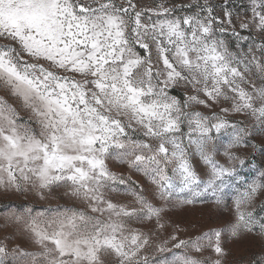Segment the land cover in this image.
Instances as JSON below:
<instances>
[{"label": "snow or ice", "instance_id": "snow-or-ice-1", "mask_svg": "<svg viewBox=\"0 0 264 264\" xmlns=\"http://www.w3.org/2000/svg\"><path fill=\"white\" fill-rule=\"evenodd\" d=\"M249 3L241 14L232 0H0V189L40 200L62 192L81 205L4 213L3 227L36 250L0 241V264H156L150 248L195 253L163 264H243L231 246H264V216L254 212L264 184L214 159L216 135L231 129L229 148H238L253 132L197 110L230 102L221 113L250 117L264 134V0ZM177 87L183 99L170 94ZM109 161L141 173L150 190ZM118 185L131 203L112 198ZM208 196L231 212L228 222L161 239L169 206Z\"/></svg>", "mask_w": 264, "mask_h": 264}, {"label": "rangeland", "instance_id": "rangeland-1", "mask_svg": "<svg viewBox=\"0 0 264 264\" xmlns=\"http://www.w3.org/2000/svg\"><path fill=\"white\" fill-rule=\"evenodd\" d=\"M158 0H143V3L151 5ZM189 0H170V3H188ZM219 5L222 0H214ZM234 11H239L241 14L246 12L250 8L249 0H232ZM248 15H251L248 12ZM244 35H249L245 32ZM255 37V33L251 34ZM257 43L260 41L257 39ZM251 43V39L247 42ZM247 43L244 45V50H247ZM232 50H235V43L230 45ZM171 95H175L178 98H184V89L177 87L171 90ZM230 107V102H220L214 104L211 107L199 106L197 110L202 112L206 116H212L218 114L224 116L225 119L233 123H239L241 127H247L252 130L253 135L246 137V144H241L238 148H229V144L232 141L231 129L222 131L215 136V152L214 159L217 163L230 167L235 164L238 176L248 183L256 181L257 183L264 184V134H260L255 129H252L254 121L247 116L235 114L229 112L227 115L221 113V108ZM26 117V114H25ZM226 151L235 153L241 159L245 161L243 165H240L238 161L230 162L226 155ZM191 163L196 170L201 181L204 182L208 179L207 166L201 161L199 155L193 149L190 153ZM109 167L112 171L124 175L126 178L135 181L136 184L141 185L150 190V182L141 173L127 168L124 165L118 164L116 161H109ZM128 186H117L118 192L112 193V198L115 201L121 203H131L132 197L128 195ZM237 185L235 181L231 182L224 190L225 199L231 204V198L235 195ZM214 197L208 196V203H197L194 206H169L167 215L165 216L166 227L163 231L161 239L167 238L173 230L179 228L180 231L176 232V235L180 239H189L201 236L204 232H208L212 229L222 227L226 222L231 219V212L225 209L222 205L216 206L211 203ZM264 204V189H261L255 198V215L257 218L264 216V211H261L260 205ZM57 205L62 206H77L80 207L79 201H74L68 197L63 196L62 192L54 193L46 200H40L35 193H14L4 192L0 189V217L4 213L10 210L22 211L25 207L31 206L35 210H43L44 208H55ZM0 241L7 243L9 248L15 247L16 244H20L28 250L35 251L36 248L31 245L30 241L25 236L15 229V226L8 228L3 227V221L0 219ZM170 247V245H169ZM232 256L235 259L242 260L243 264H264V246L259 242H252L244 244L237 248L231 246ZM150 258L155 260L156 264H163L165 261H171L174 255H183L187 252L189 255H195L191 250L185 249H173L171 252L159 253L154 249L148 250ZM210 253L205 252L204 256Z\"/></svg>", "mask_w": 264, "mask_h": 264}]
</instances>
